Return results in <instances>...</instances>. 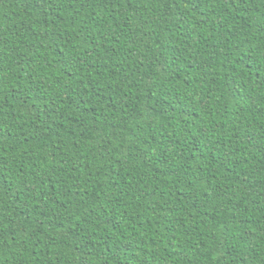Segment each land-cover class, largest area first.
<instances>
[{"label":"trees","instance_id":"obj_1","mask_svg":"<svg viewBox=\"0 0 264 264\" xmlns=\"http://www.w3.org/2000/svg\"><path fill=\"white\" fill-rule=\"evenodd\" d=\"M0 264H264V0H0Z\"/></svg>","mask_w":264,"mask_h":264}]
</instances>
